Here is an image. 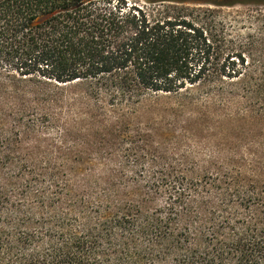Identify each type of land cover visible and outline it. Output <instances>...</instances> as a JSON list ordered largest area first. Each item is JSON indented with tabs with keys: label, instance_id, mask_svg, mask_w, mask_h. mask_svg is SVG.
<instances>
[{
	"label": "trees",
	"instance_id": "1",
	"mask_svg": "<svg viewBox=\"0 0 264 264\" xmlns=\"http://www.w3.org/2000/svg\"><path fill=\"white\" fill-rule=\"evenodd\" d=\"M237 5L264 0H0V73L55 93L88 86L92 112L113 121L87 126L108 131L159 96L203 98L212 111L236 104L238 127L264 131V15H216ZM6 148L0 141V264H264V133L234 170L174 177L144 152L138 175L94 195L68 196L59 166L36 183Z\"/></svg>",
	"mask_w": 264,
	"mask_h": 264
},
{
	"label": "rangeland",
	"instance_id": "2",
	"mask_svg": "<svg viewBox=\"0 0 264 264\" xmlns=\"http://www.w3.org/2000/svg\"><path fill=\"white\" fill-rule=\"evenodd\" d=\"M217 11L216 15H264V6L237 5ZM50 89L0 73V141L8 149L11 164L26 165V174L35 177L36 183L59 166L57 172L62 185H67L64 192L68 196L85 193L84 188L86 195H94L110 179L121 182L138 175L144 152L166 164L161 174L200 179L220 175L221 165L234 170L242 154L252 149L258 133H264L251 125L238 127L242 117L236 104L212 111L203 109V98L190 102L171 96L146 100L131 115L126 129L108 131L104 125L87 126L91 120L106 125L113 121L106 111L92 112L94 99L88 86L75 82L57 93ZM30 116H45L52 126L64 125L56 132L40 126L27 129L21 118ZM135 158L139 161L127 168ZM113 190L124 192L119 184Z\"/></svg>",
	"mask_w": 264,
	"mask_h": 264
}]
</instances>
